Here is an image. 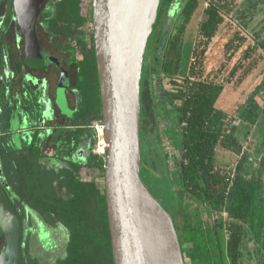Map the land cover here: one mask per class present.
Masks as SVG:
<instances>
[{"label": "trees", "instance_id": "obj_1", "mask_svg": "<svg viewBox=\"0 0 264 264\" xmlns=\"http://www.w3.org/2000/svg\"><path fill=\"white\" fill-rule=\"evenodd\" d=\"M87 1L47 0L42 4V13L37 24V33L43 48L58 55L62 61L71 60L76 63L75 89L78 93V106L68 119L67 132L62 133L57 140L60 143L59 151L68 144L69 150L74 152L89 140L97 141L98 131L95 125L104 124L95 35L92 32L90 38H85L83 30L89 20L94 22L93 2L92 9L87 10ZM205 1L210 3L205 10L207 19L199 26L192 50L189 76L185 84L181 85L175 75L182 64L184 33L195 12ZM12 2L13 0L4 21L5 26L12 20ZM242 2L161 0L154 31L145 54L142 86L148 81L149 87H152L155 75L159 78L161 74H165L171 78L170 83L176 92H166V96H163L158 104L162 107L170 105L168 109L173 108L176 111L177 125H168L166 129L172 127V137H169L179 149L181 166L176 179L179 181L181 192L190 199L202 201L212 212H222L225 209L228 211L230 221L227 223V220L220 217L216 225L225 224L230 231L226 245L230 264H244V225L248 226L255 241L260 245V264H264V183L258 175L259 171L253 169L249 153L244 151L242 143L235 134L227 133L226 117L216 106L225 83L210 80L209 75L205 73L209 48L219 28L229 19H236L239 28L234 37L226 43L227 51L230 52L228 59H232L248 43L243 51L244 57L240 60L242 63L235 64L232 75L260 45L264 46L262 21L253 26V36L250 39L245 34L251 26L250 22L255 20L257 11L250 14L247 9L241 8ZM258 3L252 2L251 7L256 10ZM0 34H4V31ZM78 35H82V38H79L76 46L72 40ZM77 51L83 55L82 59L77 58ZM24 61L41 72L46 70L32 65L26 58ZM47 62L50 64L52 61L48 58ZM30 92L32 113L36 120L41 122L44 110L38 104L34 92ZM260 92L264 93V77L251 94L247 105L240 110L242 120L252 124L258 122L264 112V107L256 98ZM5 133L0 126V187L18 210L23 223L24 264H41L39 260L27 257L26 254L25 247L30 248L31 245L29 239L26 241L27 233L31 229L33 234L38 233L45 247L54 250L59 248L49 228L54 224L67 228L69 233L65 256L59 258L56 264H115L105 189H98L96 182L86 180L82 175L86 168L99 169L105 173L106 159L98 158L94 153L87 157L85 163L75 161L71 157L66 159L69 166L57 169L60 162L58 157L42 152L43 138L40 131L35 132L31 140L21 148L13 146ZM143 134L142 131V162L144 155L148 159L150 157ZM153 145L156 148L153 159L157 160V167L161 163L163 170L168 174V154L162 149L157 135L154 136ZM219 145L240 155L231 187L228 167L218 166L215 162ZM145 166L143 165L142 172ZM62 189H65V195L61 194ZM26 210H30L38 221L37 227L32 228L26 223ZM181 214L184 220L182 223L178 222L179 212H174L185 254L184 245L189 242L187 238L197 234L198 228L190 222L191 216L187 211ZM0 236L4 238L1 230Z\"/></svg>", "mask_w": 264, "mask_h": 264}, {"label": "rangeland", "instance_id": "obj_2", "mask_svg": "<svg viewBox=\"0 0 264 264\" xmlns=\"http://www.w3.org/2000/svg\"><path fill=\"white\" fill-rule=\"evenodd\" d=\"M58 0H53L57 2ZM242 9H247L248 12L257 11L255 20L251 21V26L245 34L249 39L253 36V26L260 23L264 24V0H242ZM259 2L256 10L251 7L252 2ZM11 0H0V33L4 31L5 37L12 39L13 43L20 42L23 45V36L20 31V27L16 20L15 15H12L10 24L5 26V19L9 13V5ZM251 3V4H250ZM210 5L209 1H205L194 14L192 21L189 23L184 33V53L182 64L175 78L183 85L189 76V68L191 62L192 50L196 41L197 32L199 26L203 20L207 19L205 13L206 8ZM92 9V0L87 1V10ZM89 13V11H87ZM251 14V13H250ZM234 18L227 20L218 30L216 37L211 44L206 56L205 73L209 75L210 80H216L225 83V88L216 102V106L226 117L227 133L235 134L239 142L242 143L243 149L246 152H255L251 156L258 158L262 152H264V112L261 114L258 122L252 124L248 121L240 118V110L243 109L248 100L260 84L264 77V46H259L256 51L253 52L251 57L244 61L243 66H240L234 75L231 74L235 64L242 63L240 60L244 57V49L246 43L232 59H228L230 52L227 51L226 43L234 37L239 26ZM262 26V25H259ZM85 38H90L92 32H94V22L89 20L86 26L83 28ZM82 35H78L72 40V43L77 46L79 38ZM4 48V47H3ZM46 52V49H44ZM48 53V52H46ZM5 55V51L2 52ZM22 57V53H19ZM77 58L82 59L83 55L77 51ZM4 61V57H3ZM54 61V60H53ZM64 65L70 69L71 73V87L67 84L68 74L63 73L58 89V102L56 81L50 83L45 79L42 72L34 70L31 67L23 64L22 75L16 73H6V65L3 64L2 71H0V126L6 133L11 132L14 140L17 144H20L21 136L19 132L22 128L29 125V119L26 116L20 117L15 115L14 108L23 110L25 114L27 110L33 111L31 107L30 91L32 90L38 98V104L44 110L43 119L41 122H37V130L41 132L42 142L41 148L43 154L56 155L60 160L58 168L69 166L67 158H73L75 161H81L85 163L87 157L91 153H94L98 158L107 159V153L103 152L102 141L100 133L98 132V140L93 142L87 141L85 144L79 146V148L71 152L70 145L63 146L59 151L60 143L57 141L62 133L67 132L68 119L72 115V109L78 106V93L75 89L77 83V70L76 63L74 61H65ZM28 67V68H27ZM28 69V70H26ZM8 72V71H7ZM13 79L15 88L9 89V80ZM169 76L161 74L159 78L157 75L152 79V87H149V82L145 81L143 85V107H142V131L145 136V143L147 144L148 151L150 153L149 159L144 155L143 164L146 165L143 169L142 177L149 186L152 193L159 199H161L173 213L179 212V219L181 223L182 212L187 211L190 214V222H192L197 228V234L189 236L187 242L184 245L186 264H230L226 255L227 245V226L225 224L216 225L219 223V219H215L214 212L210 211L208 206L202 201L197 199H190L186 194L181 192L178 179V173L181 166V159L179 149L176 143L170 139L172 137V127L168 130L166 127L171 124L177 125L176 111L173 108H169L170 105L162 107L158 104L163 96H166V92H176L175 87L171 86L168 82ZM160 80V81H159ZM25 84V88L23 87ZM37 84V85H36ZM3 85L5 87H3ZM162 89V90H160ZM30 90V91H29ZM67 93V97H66ZM264 93L260 92L257 95V100L264 107L263 102ZM59 103L63 108H61ZM68 103V104H67ZM169 104V103H165ZM15 106V107H14ZM70 108H69V107ZM14 112L11 115L8 113L9 109ZM26 108V110H25ZM10 109V110H11ZM63 109V110H62ZM31 116V115H30ZM34 125L35 122L31 121ZM103 124V123H100ZM31 125V124H30ZM29 127V126H28ZM31 129V137L25 141L29 142L33 136ZM158 136L160 139V145L165 153L168 154L167 163L169 173L167 174L162 167V164L157 163L154 158L155 146L153 145L154 136ZM173 139V138H172ZM240 155L232 149L225 148L219 145L216 149V165L225 167H235ZM264 157V153H263ZM148 162H147V161ZM253 164L258 170V175L262 177L264 183V161H256ZM156 167H154L153 165ZM84 179L91 180L97 183L98 189H105V173L99 171V169L86 168L82 171ZM256 174V172H254ZM56 183V182H55ZM57 184V183H56ZM57 189H59L57 185ZM61 190V189H60ZM180 190V191H179ZM62 195L66 194L65 189L61 191ZM182 199V200H181ZM175 207V208H174ZM28 218L26 223L32 228L38 226V221L33 217L30 210H26ZM92 210L90 211L91 214ZM230 218H227V223ZM245 226V241L243 243L244 250V264H260L262 258V252L260 245L255 241L253 234L249 231L248 226ZM51 229L52 237H54L59 244V248L54 250L45 247L42 240L38 236V233H32V229L28 231L26 241L29 239L31 245L27 246V257L36 258L41 264H56L59 258L65 256L66 244L68 242L69 233L68 229L59 224H54L49 227ZM190 234V231L188 235ZM47 238V236H46ZM184 241V239H183ZM4 243V238L0 236V251Z\"/></svg>", "mask_w": 264, "mask_h": 264}, {"label": "water", "instance_id": "obj_3", "mask_svg": "<svg viewBox=\"0 0 264 264\" xmlns=\"http://www.w3.org/2000/svg\"><path fill=\"white\" fill-rule=\"evenodd\" d=\"M45 0H13L26 60L47 68L37 24ZM105 139V193L115 264H186L174 213L142 177V77L161 0H92ZM61 108L63 106L59 105ZM64 109V108H63ZM62 109V110H63ZM0 264H24L23 223L0 187Z\"/></svg>", "mask_w": 264, "mask_h": 264}, {"label": "crops", "instance_id": "obj_4", "mask_svg": "<svg viewBox=\"0 0 264 264\" xmlns=\"http://www.w3.org/2000/svg\"><path fill=\"white\" fill-rule=\"evenodd\" d=\"M8 38L9 37H7V38L5 37V34H0V47H2V48H0V71H2L3 64L6 65V67H4L6 73H9V72H12V73L15 72L16 73V71L19 72V69H20V72L18 74L22 75L21 73L23 72V64L31 67L34 70H38L37 68H35V67L27 64L24 61V58H25V53H24V38H23V45L22 46L20 45L21 44L20 42H16L14 44L13 41H12V39L9 40ZM4 51H5V55L2 54V52H4ZM20 52L22 53V57L19 54ZM3 57H4V61H3ZM26 70H28V69H26ZM22 85H24L23 87L25 88V84H22ZM3 87H5V86L3 85ZM12 88H15V83L13 82V79L11 78L9 80V89L11 90ZM10 109L8 110V113L10 115V118H11L12 113L15 111V113H16L15 115L18 116V114H19L20 117L26 116V118L29 119V125H28L29 127L27 126L25 128H22L19 131V132H21L20 133V136H21L20 144H17V141L14 140V137H13V135H12L11 132L5 133L7 136H9L10 142H11V144L13 146H16V147L21 148L25 143H27V141H25V140H27L28 137L29 138L31 137V135H30L31 129L34 130V131H32L34 133L38 131L37 130V126H36V125H38V123H37L38 121L36 120V117L31 112V110H30V112H29V110H27V111H25L26 113L23 114L24 109L21 110V108L20 109L14 108L13 109L14 111L12 109L11 110ZM25 110H26V108H25ZM31 121L35 122L36 124L34 125ZM1 130H3V129H1ZM250 153L251 154L249 155V159H250V161L253 164H256L257 163L256 161H262V162L264 161V157H263V153L264 152H262L258 158L254 157V156H251L255 152L250 151ZM46 155L51 156V154H49V153L46 154ZM253 169L256 170V168H255L254 165H253Z\"/></svg>", "mask_w": 264, "mask_h": 264}, {"label": "flooded vegetation", "instance_id": "obj_5", "mask_svg": "<svg viewBox=\"0 0 264 264\" xmlns=\"http://www.w3.org/2000/svg\"><path fill=\"white\" fill-rule=\"evenodd\" d=\"M45 1H47V0H45ZM45 1L43 4H45ZM12 15H14V14H12ZM20 31H21V29H20ZM43 49H45V48H43ZM46 52H48L46 54H48L49 56L52 57V60H51L52 62L48 65L47 68H45L46 70H44L43 74H44L45 79L48 80L50 83L54 82L55 77L57 78V81H56V84H57L56 85V88H57V99H56V101H57L58 100L59 83H60L61 78H63V73L68 74V79L66 82H67V84L70 85L69 88L71 87V73H70V69L64 65L65 61H62L58 55H55L54 53L50 52L49 50H46ZM142 91H143V89H142ZM66 97H67V93H66ZM142 99H144V94L142 95ZM57 104L60 105L59 103H57ZM142 107H143V103H142ZM70 109L72 111L74 110L72 108H70Z\"/></svg>", "mask_w": 264, "mask_h": 264}, {"label": "built area", "instance_id": "obj_6", "mask_svg": "<svg viewBox=\"0 0 264 264\" xmlns=\"http://www.w3.org/2000/svg\"><path fill=\"white\" fill-rule=\"evenodd\" d=\"M191 79L193 80V78H191ZM170 81H171V78L169 79L168 82L170 83ZM95 128L100 133L101 139L104 138V141H106V139H105V125L104 124H96ZM100 145L102 146L101 142H100ZM107 147H108V144L105 143V147H104V151H103L104 153L107 151ZM235 171H236V166L235 167L229 166L227 168V174H228L229 180L232 181L230 187L233 186V178H234L235 173H236ZM229 190H230V188H229ZM214 217H215V219H219L220 217H223L224 220H227V218L229 217V213L226 209L223 210L222 212L216 211V212H214ZM226 230H227V236L229 238L230 231L228 228H226Z\"/></svg>", "mask_w": 264, "mask_h": 264}, {"label": "bare ground", "instance_id": "obj_7", "mask_svg": "<svg viewBox=\"0 0 264 264\" xmlns=\"http://www.w3.org/2000/svg\"><path fill=\"white\" fill-rule=\"evenodd\" d=\"M102 142H103V144H102V147L101 148H102V150H104L105 143L108 144V142L107 141H102Z\"/></svg>", "mask_w": 264, "mask_h": 264}]
</instances>
